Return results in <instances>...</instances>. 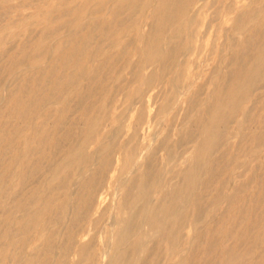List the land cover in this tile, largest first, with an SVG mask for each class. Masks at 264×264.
<instances>
[{"label": "rangeland", "instance_id": "obj_1", "mask_svg": "<svg viewBox=\"0 0 264 264\" xmlns=\"http://www.w3.org/2000/svg\"><path fill=\"white\" fill-rule=\"evenodd\" d=\"M145 5L124 34L152 31ZM58 10L55 0H0V264H264V109L229 99L207 111L214 58L231 52L208 28L214 10L183 37L186 58L204 48V69L181 100L173 74L144 83L160 58L154 43L72 41L101 29L69 26L72 16L50 23ZM107 17L103 32L122 33ZM197 94L205 101L190 105ZM224 152L211 179L209 157Z\"/></svg>", "mask_w": 264, "mask_h": 264}, {"label": "bare ground", "instance_id": "obj_2", "mask_svg": "<svg viewBox=\"0 0 264 264\" xmlns=\"http://www.w3.org/2000/svg\"><path fill=\"white\" fill-rule=\"evenodd\" d=\"M55 1L59 9L58 10L59 13L57 17L52 18V19H47L48 21L50 20L49 21L50 23H56L57 25H60L62 24L64 17L72 16L71 18L67 20L69 26L73 24L75 25L78 24V25H81L82 29H87L93 26L96 27L97 29L98 28L101 29L100 33L95 31L94 34H88V33L80 34L79 32H76L75 34H72V36L70 37L72 41H77V40L89 41L92 39H96L97 42H101L103 40H113L117 42L123 41V42H141V43H151V44L154 43L152 44L154 46L153 53L158 55L160 58L158 62L156 63L155 68L151 66H149L148 68H144V73H145L144 83L147 88L154 87L155 85L162 84L160 80H164L166 77L173 74L172 77L170 78L168 77V78H169V81L172 83V85L177 88L176 91L173 92L175 98L177 97V100H181L183 98L182 94L190 90L187 88L188 86L189 87L193 85L195 86L196 82L193 80V78L197 74L198 75L201 74L204 69V68L202 69L204 65L203 64L204 61H203V58L201 57V54L204 48L201 47L200 49L201 51H199V49L192 51V54L196 57L195 59L186 58V54H184L183 52V41H182L183 37L185 35L186 37H190V38L193 37L191 28L194 25V21L198 15H202L208 11L214 10L215 18L212 21L210 20L208 28L213 27L214 29L216 28L218 30V34L221 37L220 41L225 40L223 44L227 46V49L231 51L229 52L230 55L228 54L230 57L226 63L223 62L224 60L220 62L217 61L216 59L217 57L214 58L215 59V63H213L214 67H212L211 70L209 71V75H211L210 80L214 86L213 92L210 93L206 101L202 100L203 98H201V94L192 95L189 98L190 105H200L201 102L205 101L204 104L207 105V111L216 112L219 105L221 104L224 105V103H226L229 99H234L236 107L238 105H243L244 103L249 101V102H252V105H253L252 109L254 108L256 109L257 107H259L258 104H262L263 108L262 107L261 108L264 109V0H250L247 3L241 0H208L209 5L206 8V10L204 9L207 5L206 0H147V1L139 0V2L137 3H134V2L129 3V2H126L127 0H105L107 3L103 4L102 6H98V5L96 6L97 4L96 0H55ZM52 2L53 1H51V3ZM143 3L144 5L147 3L145 6L147 8L152 9V14L148 17V19H150L149 22H150L152 31L150 32L143 31L142 33L135 35V36L124 34V31L126 29L131 28L133 26H137L139 23H142L141 21L142 19L135 20L132 18L133 15H130V14L137 13V11H139ZM91 5L96 6V8L89 9ZM85 9L88 11H87V15L83 17L82 13L84 12ZM105 16H108L107 17L108 20L106 21V23L108 24L106 28H110L114 22L118 25V27H120V29L122 30V33H118V34L113 33L111 35H106V33L103 32V29H105L103 25V22H104L103 20ZM156 29L160 30V34L158 36H155L153 34V32ZM169 29H172L173 33L167 34L168 32L167 30ZM187 29H189V31H187ZM64 35L66 34L64 33ZM238 35L241 36L239 39L237 38ZM161 40H164V41L166 40L169 42H171L172 40H176V42L173 45H170L169 42H166V43L158 42ZM111 48L113 49V47ZM212 53L214 54L213 48H212ZM161 69L168 70L170 74L169 73L167 74L158 73L157 72L158 70H160L161 72L165 71ZM139 73L140 71L138 72V74ZM177 85H179L181 89ZM241 85L248 87L247 88L248 90L246 88H245L246 90L241 89L240 88ZM190 92L191 91H189V93ZM163 110H164V107L161 106L159 111L162 112ZM240 115L243 116L244 122L248 121V117H249L248 114L239 113V116ZM255 122L264 124V114L261 117H257L255 119ZM207 124L210 125L211 122H209L208 120ZM207 124H205V126ZM227 129H228L227 123H224V128L221 129V133H220L221 136L219 135L220 141L218 140L219 144L217 143L218 144L217 149H222V147L225 145V141L223 140V138L228 133ZM192 136H193V131H189V133L187 134V137L191 138ZM73 140H76V139H73ZM148 149H149V146H148ZM219 152H221V150ZM161 154L163 157H165V154L164 155L163 153ZM225 155H226V152L222 153L220 156H217V157H214V156L209 157L210 164L212 165L211 171H210L212 174L211 179L212 178L216 179L219 173L217 169L215 168L212 169V167H215L218 164H220L222 162V158L224 161ZM241 158L243 159V157ZM141 159L143 158H140V160ZM249 165H251V163ZM196 168L197 167L194 166V168L190 170L191 173L194 172ZM132 173L133 172H131V174ZM131 174L129 173V175ZM119 191H120V188H119ZM116 193L118 194V192ZM113 203L117 205V203L114 200H113ZM110 212L114 214L112 211ZM111 220L112 219H110V221ZM102 244L104 243L102 242ZM109 245L111 247V244ZM108 249H111V248H108ZM103 250L105 251L106 248ZM101 258H104V257H101Z\"/></svg>", "mask_w": 264, "mask_h": 264}]
</instances>
